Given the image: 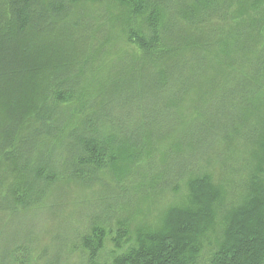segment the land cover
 <instances>
[{"label": "trees", "instance_id": "trees-1", "mask_svg": "<svg viewBox=\"0 0 264 264\" xmlns=\"http://www.w3.org/2000/svg\"><path fill=\"white\" fill-rule=\"evenodd\" d=\"M236 1L0 0V216L98 202L76 234L94 264L114 219L118 247L149 217L121 199L185 192L112 263L200 264L210 240L206 264H264V122L242 131L264 113V43L213 26Z\"/></svg>", "mask_w": 264, "mask_h": 264}, {"label": "rangeland", "instance_id": "rangeland-1", "mask_svg": "<svg viewBox=\"0 0 264 264\" xmlns=\"http://www.w3.org/2000/svg\"><path fill=\"white\" fill-rule=\"evenodd\" d=\"M240 2H245V0H237L224 16L226 19L215 21L213 26L226 32L228 27H235L237 24H240L241 27L253 24V34L258 32L262 39L261 44H263L264 2L259 4V7L256 10H248V16L238 15L237 19H234L231 14L241 9L239 5ZM125 72L126 71L123 70V74H125ZM206 107L213 111V107L209 101L208 106ZM255 119L256 121L253 126H250L248 130H242L245 135H247L250 130H254L255 127L264 122V113L260 112V115ZM202 121L203 120L200 119L196 120L198 123H202ZM232 190L233 189H228L226 191L227 196L224 199L223 204L238 201L239 196H237V194L239 190ZM185 194V192L169 194V196L165 197L162 203L158 200L159 195L149 196L147 199H140V197L121 199L120 201H123L121 205H133L131 208L136 210L144 209L145 213H149V217L141 215L132 221L128 226L129 233L125 238L121 239L118 247L114 246L111 240L116 238V233L119 230L117 223H115L117 219H114L110 223V229L107 230L108 232L104 240V247L100 251L94 264H113L112 262L115 258L122 256L124 253H128L137 245L136 232L140 221L148 220L150 223L155 222V220H157L156 216H154L155 212L159 211L161 213L165 206L177 204V202L183 200ZM85 195L90 196V194L86 192ZM97 205L99 206V203L95 201L75 202V204L63 203L61 211L60 209L55 208L52 212H50V207L46 205L40 217L38 216L37 218L32 215H28L27 217L24 215L8 216L6 214L5 216H0V261H3L6 258L8 249L11 248V246L15 245L18 249L23 246V243H25L22 241H28L31 236H34L36 237L35 239L29 240L26 242L27 245H24L28 249L27 253L16 250L14 256L17 260L21 258L22 261L18 264H42L45 259H49L53 256V253L55 254V251L59 249V246L63 248L62 253L64 254L61 259V264H88L85 256L81 253L80 243L76 240V234L86 233V228L92 221L93 213L98 210ZM161 206L164 208H160ZM100 209H102V206H100ZM128 214L129 211H125L116 217H118V219L126 218ZM61 239L65 241V244L64 242H59ZM209 241L210 240H205L202 243L201 248L203 249L200 256V264H206L208 261ZM53 250L54 252H52ZM39 258H41V261Z\"/></svg>", "mask_w": 264, "mask_h": 264}]
</instances>
